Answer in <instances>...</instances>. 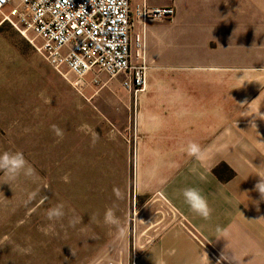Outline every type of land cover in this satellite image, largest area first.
<instances>
[{
    "label": "rangeland",
    "instance_id": "374dc122",
    "mask_svg": "<svg viewBox=\"0 0 264 264\" xmlns=\"http://www.w3.org/2000/svg\"><path fill=\"white\" fill-rule=\"evenodd\" d=\"M140 6L131 0L134 65L140 62L138 37L146 57L145 23L166 29L185 24L204 26L207 33L201 34L213 41L205 39L200 52L220 60L200 64V87L238 90L244 87L242 74L264 72V64H250L264 61V49L246 54L250 43L241 41L245 27L264 30V0H172L173 17L147 22L138 16ZM230 25L239 32L236 46L222 45L225 38L217 35ZM39 45L32 34L25 38L8 24L0 26V264H136L148 244L139 239L141 222L151 226L175 215L157 192L140 196V137L135 106L122 85L125 76H104L108 84L102 87L90 85L89 77L81 90L72 74L62 75L46 61ZM230 57L236 63L227 62ZM213 73L231 74L232 80ZM167 83L158 82L161 88ZM5 153H22L23 167L10 171ZM109 210L117 223L105 222Z\"/></svg>",
    "mask_w": 264,
    "mask_h": 264
},
{
    "label": "crops",
    "instance_id": "0c3cea01",
    "mask_svg": "<svg viewBox=\"0 0 264 264\" xmlns=\"http://www.w3.org/2000/svg\"><path fill=\"white\" fill-rule=\"evenodd\" d=\"M171 2L132 0L154 8ZM146 25V89L137 98L128 91L140 137L138 190L140 196L157 192L175 216L151 226L141 222L139 239L148 244L136 264H264V72L242 74L238 90L200 87V64L220 63L201 53L205 39H213L203 37L204 26ZM250 27L241 40L250 43L246 54L264 49V30ZM220 32L222 45L241 43L237 26ZM179 65L188 66L186 72L178 73ZM181 78L190 81L186 87L176 83ZM161 80L167 88L159 86ZM200 198L210 209L207 218L194 210Z\"/></svg>",
    "mask_w": 264,
    "mask_h": 264
},
{
    "label": "built area",
    "instance_id": "2783aa9c",
    "mask_svg": "<svg viewBox=\"0 0 264 264\" xmlns=\"http://www.w3.org/2000/svg\"><path fill=\"white\" fill-rule=\"evenodd\" d=\"M144 22L171 18L172 8H138ZM0 26L8 24L23 37L34 35L35 46L60 74L68 71L83 90L102 87L124 75L122 82L135 98L146 89L143 42L137 38L140 60L133 64L131 0H0ZM106 76L105 83L102 77Z\"/></svg>",
    "mask_w": 264,
    "mask_h": 264
},
{
    "label": "clouds",
    "instance_id": "9594fccd",
    "mask_svg": "<svg viewBox=\"0 0 264 264\" xmlns=\"http://www.w3.org/2000/svg\"><path fill=\"white\" fill-rule=\"evenodd\" d=\"M197 151L198 149L195 146L191 148L192 153H196ZM2 159L3 161L6 162V164L9 160H11L12 163H11V167L9 168V170L14 171V172L22 168L25 163L22 153H16L14 156H11V157L7 153H5ZM193 207L196 212H198L205 218L209 216L210 209L207 205V202L203 198H200ZM105 222L110 223V224H115L118 222L117 219L115 218L114 213L111 210L106 212Z\"/></svg>",
    "mask_w": 264,
    "mask_h": 264
}]
</instances>
